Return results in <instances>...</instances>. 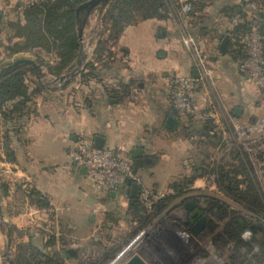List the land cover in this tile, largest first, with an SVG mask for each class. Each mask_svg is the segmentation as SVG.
<instances>
[{
    "label": "crops",
    "instance_id": "crops-1",
    "mask_svg": "<svg viewBox=\"0 0 264 264\" xmlns=\"http://www.w3.org/2000/svg\"><path fill=\"white\" fill-rule=\"evenodd\" d=\"M185 1L178 0V7L166 17H149L127 24L114 42H101V32L96 30L98 16L89 35H81V41L78 40L79 49H88V52L75 72L60 80H52L65 74L77 56L59 73L48 71L49 84L46 87L40 81L42 77L27 71V75L33 77L32 85H38L37 90L33 91V86L26 81L31 92L43 89L46 94L38 93L32 98L30 93L24 105L20 104V99L2 105L0 207L4 219L16 227L29 222L36 224L38 230L30 232L27 239L45 249L47 239L53 237L54 243L47 245L46 249L53 248L59 252L65 250L70 255L69 258L64 257L65 263L94 264L96 255L105 250L96 251L99 243L96 237L90 241L87 239L90 232L104 229L107 233L110 227L122 229L136 218L130 205L131 199L138 194H131L128 182L118 190L96 192L85 169L72 161L71 153L80 137L93 143L95 137L100 136L102 146L110 147L131 164L133 157L129 156L134 149L140 148L143 163L136 167L135 173L148 189L165 193L176 184L173 176L179 171L168 166L167 156L162 155L161 150L169 143L168 138L173 136V129L182 124L171 111L173 98L165 75L169 72L187 75L198 80L202 90L205 86L195 57L184 47L180 38L187 27L173 21L180 11L185 13L181 9ZM196 1H201V9L196 14L202 15V18L195 19L191 27L193 33H189L197 48L204 53L207 65L213 68L218 85L223 84L219 86L220 90L217 89L224 103L222 108L230 110L244 123H254L264 115L260 90L238 75L229 51L222 53L219 47L226 34H229L230 39L228 30L231 23L226 7L243 4L251 17L264 21L263 2ZM21 6L22 0H0V22L20 18ZM98 10L101 18L106 8L102 6ZM85 24L86 19L82 28ZM101 46L103 49H100ZM21 55V52L12 53L4 60L0 59V63ZM46 61L48 64H56L59 59L53 55ZM21 69L26 70L24 66ZM12 73L14 71L0 82ZM237 107L241 109L236 113ZM168 115L177 121L172 127L166 123ZM195 125L193 128L202 129L199 123ZM183 127L191 128L186 123ZM165 129L167 133L170 132L169 137ZM205 138L206 141H202L203 137L200 136L193 138L197 143L195 150L199 151L202 144L207 146L209 137ZM178 140L181 148L178 150L174 141L171 147L177 150L175 153L179 157L184 146L182 140ZM190 181L193 185L191 189L205 185L204 181L195 176ZM188 197L192 195L181 196L174 203H182L193 223L197 219V215L194 216L197 211L195 206L186 208ZM260 236L261 240L263 233Z\"/></svg>",
    "mask_w": 264,
    "mask_h": 264
},
{
    "label": "trees",
    "instance_id": "trees-1",
    "mask_svg": "<svg viewBox=\"0 0 264 264\" xmlns=\"http://www.w3.org/2000/svg\"><path fill=\"white\" fill-rule=\"evenodd\" d=\"M83 1L85 0H34L30 3H22L20 18L18 17L17 20H5L6 23L5 21L2 23L3 28L13 32L8 34L9 37L12 35L16 39H22V42L18 40L17 42L13 41L11 44H5V49L11 54L21 51L33 52L34 48H41L48 52L52 51L54 56L58 57V63L48 64L42 58L39 59H41L42 64L48 66L50 71L59 73L68 65L71 59L78 56L80 49L76 35V25L81 14L77 8ZM185 2H189V9L185 12L189 22L193 23L197 17L202 18V15L196 14L197 10L201 9V1L186 0ZM261 2L264 5V0H261ZM178 5V0H111L103 15L102 22L105 26L104 32L106 31V36L102 37V32L100 33L101 42H114L127 24L149 17H166L170 12H174ZM226 8H228L231 23L228 30L231 35L229 40L234 45V49L230 54L232 58L244 56L246 55V48L237 41L238 38L250 29V24L252 23L259 24L260 32L264 38V21L251 17L243 4H232ZM234 14L242 16L245 22L233 25L231 18ZM190 32L193 33V30H190ZM100 49H103V47L101 46ZM32 90L35 91L37 89L33 88ZM30 93L32 92L26 84V72L19 69L15 70L14 73L0 82V112L2 111V105L7 101L20 99V104L24 105L28 101ZM175 112V110H172V113L177 116L178 114ZM183 115L186 118L185 123L191 126V130H193L191 133L194 132L196 138L200 136L203 137L202 141H206L207 138L205 137H209L208 142L211 141V143L215 144L220 142L221 145L223 144L219 136H215L212 130L214 124L211 120L199 121L190 114L185 113ZM197 123L202 126V129L193 128ZM232 150V156L236 158L238 164L235 163L236 166L231 169H226L222 164L216 170L213 167L211 173H217L218 186L230 195L231 199L243 204L247 210L254 211L251 213L264 217V203L257 183L243 161V153L235 145ZM200 167L205 171L202 161L200 162ZM238 174L243 177H238ZM242 181L245 183L244 187L241 186L242 184L240 185ZM184 184L173 185L177 193L158 199L149 210L139 202L138 197L132 198L130 205L134 211L132 213L141 220H146L147 218L150 221L154 218H159L164 210L168 209L169 205L183 194ZM195 204L194 209L197 213H200L197 214L200 218L193 222L191 231L198 234L200 230H204L202 224L204 220L201 223H199V220L204 217L203 212L208 208H204V205L200 202H195ZM212 205L218 208L219 216L225 220V223L221 232L207 243L212 245L219 253L225 248H232L234 253L229 256V264H249L251 258L255 260L264 258V243L262 239L260 240L257 237V231L252 232L249 239H244L240 235L241 230L250 227L254 219L230 210L226 204L219 200H214ZM151 215L152 219L150 218ZM208 223H210L208 225L209 230H214L216 224L211 222V220ZM52 243H54L53 237L48 238L44 246L45 249H42L31 240L19 242L16 247L14 264H66L64 257L69 258L70 255L65 250L59 252L53 250V248L51 250L46 249L47 245H52ZM240 245H244L247 250L252 252L251 258H248L245 253L238 249ZM73 259L75 261L78 260L77 257ZM76 264L83 263L77 262Z\"/></svg>",
    "mask_w": 264,
    "mask_h": 264
},
{
    "label": "rangeland",
    "instance_id": "rangeland-1",
    "mask_svg": "<svg viewBox=\"0 0 264 264\" xmlns=\"http://www.w3.org/2000/svg\"><path fill=\"white\" fill-rule=\"evenodd\" d=\"M111 0L107 1L103 7L104 9L107 8V6L109 5ZM22 3H24V1L22 0ZM189 4V2H187ZM190 8L192 9V6L190 5ZM99 7H93L91 8L90 12L87 14V18H86V24L85 26H83L82 28V36L84 35H89L90 30L92 28H94L93 26V22L96 20V18L98 17V27H96V30H98L99 32H102L103 36L104 35V25H103V15L100 18V11L98 10ZM184 9V8H181ZM189 9V8H188ZM187 9V10H188ZM264 10V6L262 8ZM187 10H184L185 12H187ZM175 11V10H174ZM175 17V13L174 15H172V19ZM188 16L183 12L180 11L179 14H177V17L174 18L173 21L175 22H179L180 24H184L187 29H185L184 35L181 38L182 40V44L184 45V47L190 51L189 46L187 45V43L184 42V39L186 40L185 37H192V35L189 33L192 27L191 22L188 21ZM13 18V17H12ZM2 23H0V59L4 60L5 57L7 55H11V52H9L7 49H5V44H11L13 41L17 42L18 40H20L19 42H22V39H16L15 37H13L12 35L9 37V33L11 32V34L13 33L12 31H10L9 29L3 28L2 27ZM6 23V21H5ZM183 25V26H184ZM77 33V30H76ZM99 34V33H98ZM97 34V35H98ZM100 35V34H99ZM193 41L195 42L194 38L192 37ZM263 36L260 40H258V42L260 43V46L257 48L258 49V53H264V43H263ZM246 48V47H245ZM199 49V48H198ZM234 49V45L233 43H231V41L229 40V44H228V51L229 53L231 51H233ZM202 55L204 56V53L201 52ZM21 56H25V57H30L33 58L35 60V62L40 66L41 70L44 72L43 76H41V82L43 84V86L48 85L49 82L48 80V74L47 72L50 71L48 66H46L45 64L41 63V59L43 60H49L51 58V56L54 55V53L52 51H46L44 49L41 48H34L33 52H27V51H21ZM4 58V59H3ZM236 58H233V62H234V68L236 70V72L238 73V75H240V77L244 78L245 80L251 82L252 84H254L255 86H257V84H255V81L252 78H249L248 76H245L240 69L238 68V64L236 61ZM0 60V62H1ZM1 65V63H0ZM208 68L210 69V71L212 72L211 76L212 78H214V85L211 86V89H208V92L210 93V99L211 101L206 98V100L204 101L202 98L204 97L201 92L203 91L202 89H200V95L203 96L202 98H200V102H199V106L203 107L204 109L207 107V104L210 102H213V112L214 114H217L220 119H223V117L226 120H239L240 122H242L239 118H237L236 116H234L231 111L223 109L222 105L224 103L221 95L219 93L218 90H220L219 86H223L222 83H220L218 85V79L216 77V75L213 73L214 70L212 67L208 66ZM24 69L25 66H24ZM22 70V69H21ZM24 72H26V81L33 86L32 84L33 81L31 78L33 77H29V75H27V70H25ZM29 72V71H28ZM168 74H173V73H167L165 75V79L168 76ZM177 74V73H176ZM179 74V73H178ZM181 75V74H180ZM182 76H187V75H182ZM217 81V82H216ZM31 82V83H30ZM167 82V81H166ZM41 84V83H40ZM168 86L169 83L167 82ZM225 87H227L226 84H224ZM38 85L33 86V88H37ZM46 87V86H45ZM258 87V86H257ZM233 88V87H232ZM45 89V88H44ZM171 89V93H172V87ZM218 92V93H217ZM40 95H45L46 91L45 90H40V92H34L32 93L30 96H32V98H35V95L37 94ZM261 93V92H260ZM262 97V95H261ZM173 98V95H172ZM175 110L177 115V118L179 119V122H181V126L180 127H176L173 129L172 131V135L175 136H170V132L166 131V129L164 130V132H166V134L168 135V141L164 144L167 146H164L163 144H161V146L164 148H162L161 150V154L162 155H166L167 160H168V166L171 167H175V170L179 173L175 174L173 177L174 182L178 185H181L182 183L184 184V191L183 194L180 195L184 196H191L192 197H188L187 200L192 199L194 200V202L198 203H202V205H204V208L207 207L208 209H206L203 212L204 215V222L203 224V228L204 230H200L198 234L194 233L191 231L192 229V225L193 223L189 220L188 217V213L185 210L184 206L182 205V203H177L175 204L174 202L176 200H178L179 197H177L175 199V201L173 203H171L168 207V209L166 210V212L164 214H162L159 218H154L152 219V215H151V219L150 221H148L149 219L146 218V220H141L139 218H135V220L130 221L129 224H127L125 228L122 229H116L115 227L112 228L110 227V230H108L107 233H105V231L102 229L100 232H90V236H88V240H93L94 237H96L97 243H99L98 245V249H96V251H100L101 249L105 250L104 253H99L96 255V259H95V263L94 264H123V262L131 255L133 254H139L141 257L143 256L144 259L146 260V262L148 264H164V258L162 257L163 255V251L162 249H164L166 247V244L163 243V239H167L169 238V236H172L171 234L175 235V232H181V231H186L187 233L191 234L192 237L194 238V246L203 250V246L207 245V242L209 240H212L213 237H216L222 230L223 225L225 223V220L221 219L219 216V210L216 206H213L212 203L214 200H219L220 202L226 204L230 210H233L237 213H242L246 216L252 217L251 214H255V213H251L254 211H249L247 210L243 204L234 201L233 199H231V196L228 195L223 189H221L218 184H217V179H218V175L217 173H211L213 167H215V170L218 166L220 165H224L226 169H231L232 167L236 166L237 160L235 157L232 156L233 150L232 147L235 146H240L239 143L234 142L233 141V136L231 135L230 130H221L218 129L215 126V121L213 119H211V121L213 122V126L214 128H212L215 136H219L221 142H223V144L221 145L220 142L215 144V143H210L208 142L207 146L204 147L203 144L201 146H199V151L195 150V148L197 147V143L195 142V139H193L194 137L196 138L195 133H191L193 130H191V128L186 129L183 127V124H185V116L183 114V112H181L180 110H178L173 103V107L171 109ZM194 118V116H192ZM243 124H246V127H250L247 126L249 124L242 122ZM195 131V130H194ZM233 131V128L232 130ZM187 132V133H186ZM260 137H262L260 139V142L256 145L257 147H259V151H257L255 154H248L247 152H245L243 149L240 148V152L243 153L242 157H243V161L246 165V168L250 170V173L252 174V176L254 177L255 182L257 183V187L259 190V193L261 194V198L262 201L264 203V130L260 133ZM214 136V135H213ZM214 136V137H215ZM158 136H155L154 138H157ZM184 137V139L182 138ZM213 137V139H214ZM160 138V137H158ZM162 138V137H161ZM178 138L180 140H182V146H184V150L182 153H180L179 157L178 155L175 153V149H173L171 147L172 141L176 142V148L179 150L181 148V143L179 142ZM79 139H86L84 137H80ZM78 139V140H79ZM163 139V138H162ZM75 143V147L76 148L78 141ZM88 140V139H86ZM165 140V138L163 139ZM89 141V140H88ZM193 141L194 143L190 142ZM103 147H108V146H103ZM169 148V149H168ZM74 149L72 150V152L74 151ZM168 149V150H167ZM196 152H195V151ZM168 151V152H167ZM167 152V154H166ZM124 158V157H123ZM203 162L204 166H205V171L202 167H200V162ZM242 161V162H243ZM236 163V164H235ZM198 173V174H196ZM198 177L199 179H201V181L205 183V185H201V188H195V189H191L192 188V183L190 181V179H192L193 177ZM251 176V177H252ZM238 177L242 178L243 176L240 174H238ZM141 179V178H140ZM242 184V185H241ZM240 185L242 187H244L245 183L244 181H242L240 183ZM173 187V186H172ZM151 190V189H150ZM152 193L154 195H159V194H167V193H171L173 192V194L177 193V191L171 188V190L165 193H162L159 190H151ZM22 211V208H20ZM151 213V212H150ZM200 214V213H198ZM260 216V215H259ZM197 219L200 218L199 215L196 216ZM262 218V225H260L262 227V231L260 230H256L257 231V237L260 238V234L263 233L264 236V217L260 216ZM149 218V216H148ZM195 219V220H197ZM211 220V222H214L216 224L214 230H209L208 225H210V223H208V221ZM5 222L3 220L0 219V235H3L2 237H0V252H2L4 250V240H5V231H6V226L4 224ZM6 224L9 225L10 227V249H9V254L8 256L13 260L14 263V257H15V253H16V247L19 244V242H26L27 239V235H29L30 232H34L37 231V227L36 224L34 223H26V225L16 227L14 225V223H11V221H6ZM15 227V228H14ZM142 228H147V231L145 232V235L141 236L137 242V246H132L130 249L125 250L127 246H129L135 239L136 234L138 233V231H140ZM2 238V239H1ZM196 239V240H195ZM3 240V243L1 242ZM149 243V244H147ZM96 246V245H95ZM94 246V247H95ZM93 247V248H94ZM4 264H8V260L6 258H4ZM66 264H73L71 261H67ZM205 264H211L209 262H206Z\"/></svg>",
    "mask_w": 264,
    "mask_h": 264
},
{
    "label": "built area",
    "instance_id": "built-area-1",
    "mask_svg": "<svg viewBox=\"0 0 264 264\" xmlns=\"http://www.w3.org/2000/svg\"><path fill=\"white\" fill-rule=\"evenodd\" d=\"M25 3L33 2L34 0H23ZM184 10L189 8V4L185 3ZM233 25L243 23L244 18L238 14H234L231 18ZM231 36V35H230ZM259 24H250V29L242 34L238 38V42L246 47V55L237 57L236 61L240 71L249 78H252L257 84L264 105V54L258 53V47L260 43L258 40L262 38ZM184 42L189 46L190 51L196 59L197 69L199 71L202 82L205 83L204 89L200 95V89L198 80L190 76H182L180 74H168L166 81L169 86L172 87L173 103L174 106L183 113L194 116L196 120L207 121L213 119L215 126L218 129L230 130L233 136V141L240 144L239 148L243 149L248 154H255L259 151V147L256 145L260 142V133L264 130V115L260 117L254 123H251L246 127L239 120H226L224 117L220 119L217 114L213 112V102H210V94L206 90V87L211 89L214 85V78H212V72L208 68L205 57L202 55L201 50L197 48L192 37H185ZM235 40V37L233 36ZM198 94V95H196ZM203 97V98H202ZM202 98L204 101L208 98L210 101L207 107L204 109L199 106L198 101ZM233 128V131H231ZM78 144L74 151L71 153V159L76 165L85 169V172L94 185L96 192L104 190H118L127 180L139 183L138 199L139 202L146 208L151 209L153 204L160 198L168 195L159 194L154 195L152 191L141 183V179L137 173L133 171L131 162L123 157L118 156L110 147H96L91 141L86 139H79ZM213 174V173H212ZM214 175V174H213ZM170 194H173L171 192ZM254 222L251 225H262V218L256 214H251ZM147 228H142L136 234L133 242L145 235ZM250 233L245 237L244 233ZM252 234L250 227L242 229L240 235L244 239H249ZM166 240L163 239V243L166 247L162 249L164 258V264H205L211 262L213 264H229V256L234 253L232 248H225L219 253L212 245L208 244L203 246V250H200L194 246L193 237L186 231H177L171 234ZM196 240V239H195ZM132 242V243H133ZM131 243V244H132ZM149 244V243H147ZM238 249L245 253L248 258L252 257V252L247 250L244 245H240ZM249 264H264V258L261 260H255L251 258Z\"/></svg>",
    "mask_w": 264,
    "mask_h": 264
},
{
    "label": "water",
    "instance_id": "water-1",
    "mask_svg": "<svg viewBox=\"0 0 264 264\" xmlns=\"http://www.w3.org/2000/svg\"><path fill=\"white\" fill-rule=\"evenodd\" d=\"M108 0H85L83 1L77 8L78 12H80V19L77 22L76 25V30H77V39L79 41H81V31H82V25L87 17V14L90 12L91 8H93L95 5H97L98 7H102ZM228 39H229V34H226L221 43H220V51L226 52L228 50L227 47V43H228ZM86 52H88V49L85 50H81L78 53L77 56V60L70 64V66L66 69L65 74L58 76V77H54L52 78L53 81H57L60 80L62 78H64L66 75L72 74L73 72H75L78 67L80 66V64L82 63V60L84 59V57L86 56ZM25 66L26 70L29 72L34 73L36 76H38L39 78L41 76H43V71L41 70L40 66L35 62V60L33 58L30 57H25V56H17L14 58H11L10 60L4 61L1 63L0 65V80L4 77H6L8 74H10L11 72L19 69L20 67ZM194 75H197L196 71H193ZM241 108L237 107L235 108V112L237 113ZM176 119L175 117H173L172 115H168L166 118V123L168 124V126L172 127L175 123H176ZM94 146L96 147H101L102 146V138L100 136H96L93 142ZM141 149L140 148H136L133 151V154H131L129 157L132 158L133 157V171L135 172L136 167L141 166L143 163V158H141ZM127 182L130 184V190H131V194L132 195H136L138 194L139 191V183L137 182H133L130 181L129 179L127 180ZM195 202L192 199H189L185 202V206L186 208H191L193 206H195ZM198 213L195 212L194 216H196ZM0 219L3 220L6 226V231H5V240H4V250L0 253V264H4V258H6L8 260V264H14L13 260L8 256L9 254V249H10V227L8 224H6V220L4 219V215H3V211L2 208L0 207ZM204 217H202L199 220V223H201L203 221ZM250 229L252 232H255L256 230H260L262 231V227L260 225H251ZM262 242L264 243V236L262 238ZM123 264H148L145 259L143 257H141L139 254H133L131 256H129L124 262Z\"/></svg>",
    "mask_w": 264,
    "mask_h": 264
},
{
    "label": "bare ground",
    "instance_id": "bare-ground-1",
    "mask_svg": "<svg viewBox=\"0 0 264 264\" xmlns=\"http://www.w3.org/2000/svg\"><path fill=\"white\" fill-rule=\"evenodd\" d=\"M138 241H139V240H138ZM138 241L133 242L132 244H130L129 246H127L125 250L130 249L132 246H137V242H138Z\"/></svg>",
    "mask_w": 264,
    "mask_h": 264
},
{
    "label": "clouds",
    "instance_id": "clouds-1",
    "mask_svg": "<svg viewBox=\"0 0 264 264\" xmlns=\"http://www.w3.org/2000/svg\"><path fill=\"white\" fill-rule=\"evenodd\" d=\"M249 234H250V233H248V232H245V233H244L245 237L248 236Z\"/></svg>",
    "mask_w": 264,
    "mask_h": 264
}]
</instances>
